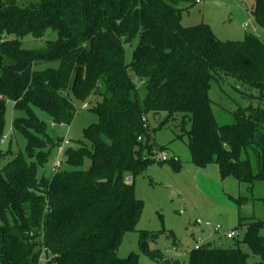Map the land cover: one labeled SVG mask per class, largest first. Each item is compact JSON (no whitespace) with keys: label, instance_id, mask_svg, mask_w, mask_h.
Returning <instances> with one entry per match:
<instances>
[{"label":"trees","instance_id":"1","mask_svg":"<svg viewBox=\"0 0 264 264\" xmlns=\"http://www.w3.org/2000/svg\"><path fill=\"white\" fill-rule=\"evenodd\" d=\"M183 1L41 0L35 9L0 2V143L9 101L12 128L24 136L31 159L0 151V264H37L42 248L49 252L47 264H140L133 254L116 253L143 208L126 178L133 181L151 162L143 152L152 150L150 134L164 125L177 131L175 140L186 139L198 167L216 165L221 179L250 187L264 183V110L238 107L230 113L233 123L221 125L209 98L211 82L230 77L264 102V43L252 34L222 41L208 23L183 26ZM251 14L264 31V0H253ZM47 31L56 40H45ZM26 36L45 46L24 49ZM94 97L97 121L78 148L64 152L74 170L57 168L50 181L38 179L34 161L48 160L43 148L50 141L34 108L69 126L75 103ZM143 118L159 120L157 127H144ZM248 149L256 172L241 158ZM85 160L89 167L80 169ZM261 228L249 224L233 248L192 250L187 264H249L240 244L264 264ZM139 237L148 258L179 264L147 250L156 234L141 231Z\"/></svg>","mask_w":264,"mask_h":264},{"label":"rangeland","instance_id":"2","mask_svg":"<svg viewBox=\"0 0 264 264\" xmlns=\"http://www.w3.org/2000/svg\"><path fill=\"white\" fill-rule=\"evenodd\" d=\"M194 1L184 0L179 5L183 9V26L208 23L215 36L222 41H240L244 34H252L264 43V31L252 19L253 0H203L199 4ZM0 2L5 6L13 4L18 8L35 9L41 0ZM45 40H56V34L47 31ZM41 42L31 36L21 40L22 47L27 50L43 48L45 43ZM125 60L127 63L130 61L128 51ZM209 98L214 105L213 113L221 125L233 123L230 113L238 107L260 106L264 110V102L257 100L255 89L230 77L212 81ZM96 100L98 98L94 97L92 102L89 99L83 103L76 102V114L69 126L54 124L50 116L34 108L36 117L45 125V137L50 141H46L43 148V152L48 153V160L42 165L33 160L38 179L50 181L56 172L58 159L61 161L59 169L74 170V167L64 163V152L69 147L78 148V143L84 141V130L97 121L92 113V103ZM83 106L86 109H82ZM14 115L12 102L6 101L0 151L6 153L10 150L13 155L20 154L29 162L31 159L25 150L26 140L12 128ZM158 121L151 120L148 123L156 128ZM261 131L264 132V123ZM176 134L177 131L170 125H164L150 134L151 144L165 148L161 153L166 155L168 161L151 160L149 152L144 151L143 158L151 162L133 181L131 177L126 178L128 184L133 182L135 196L143 201V208L135 230L123 234L121 238L116 252L119 258L133 254L140 264H158L141 249L139 233L147 231L156 234L154 241L147 240L148 251H158L167 259L187 264L188 254L193 250L198 234L204 244H210L213 248H233L236 242L242 241L249 224H264V183H255L250 187L239 184L232 177L221 179L216 165L198 167L191 159L186 139L175 140ZM102 140L106 142L105 138ZM64 141H68V144L64 145ZM60 145L62 153L58 151ZM87 148L91 149L90 146ZM241 158H248L253 171H257L252 150L248 149L247 154L242 152ZM3 164L5 162H1L0 167ZM89 165V160H85L80 169L85 170ZM204 223L211 225L209 232L219 227V233L210 235L207 230L203 233ZM230 232H236L234 239L224 236ZM259 234L264 237V228L259 230ZM240 250L247 255L249 264H258L259 258L253 255L246 244H240Z\"/></svg>","mask_w":264,"mask_h":264},{"label":"built area","instance_id":"3","mask_svg":"<svg viewBox=\"0 0 264 264\" xmlns=\"http://www.w3.org/2000/svg\"><path fill=\"white\" fill-rule=\"evenodd\" d=\"M202 1L203 0H195L194 2H195V4H199ZM82 109H86V106H83ZM142 123H143L144 127L148 126V123H147L145 118L142 119ZM2 139H3V137H2ZM138 140H140V138H138ZM67 144H68V141H64V145H67ZM58 151H60L61 153L63 152L62 145H60L58 147ZM161 152L162 151L158 147L154 146L152 148V150L149 152L150 159L154 160V161H157V162H166V161H168V158L166 157V155L161 153ZM60 162H61L60 159H58L56 161V164H55L56 169L60 167V164H61ZM203 227H204V229L209 230L211 225L209 223H204ZM210 233H211V235L218 234L219 233V227H214ZM224 236L227 239H234L236 237V232H230V233L225 234ZM194 241H195V243H194L193 250H199L202 246L207 245V244H204V242L202 241L200 235H198L197 239H195ZM48 257H49V252L45 248H42L41 249V253L39 255V258H38L37 264H47L49 262V258Z\"/></svg>","mask_w":264,"mask_h":264},{"label":"crops","instance_id":"4","mask_svg":"<svg viewBox=\"0 0 264 264\" xmlns=\"http://www.w3.org/2000/svg\"><path fill=\"white\" fill-rule=\"evenodd\" d=\"M244 27H245V26H242V28H244ZM244 29H245V28H244ZM128 182H129V180H128ZM203 225H204V224H203ZM205 230H207V229H204V227H203V229H202L201 231L204 233ZM207 231L209 232V230H207ZM209 233H210V232H209ZM198 235H200V234H198ZM198 235H197V236H198ZM210 235H211V233H210ZM200 236H201V235H200Z\"/></svg>","mask_w":264,"mask_h":264}]
</instances>
